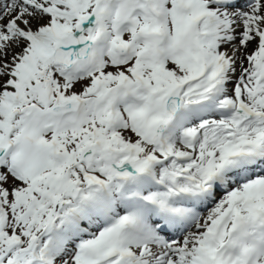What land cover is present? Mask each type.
I'll return each mask as SVG.
<instances>
[{
    "label": "snow or ice",
    "instance_id": "6c2138e0",
    "mask_svg": "<svg viewBox=\"0 0 264 264\" xmlns=\"http://www.w3.org/2000/svg\"><path fill=\"white\" fill-rule=\"evenodd\" d=\"M0 264H264V0H0Z\"/></svg>",
    "mask_w": 264,
    "mask_h": 264
}]
</instances>
